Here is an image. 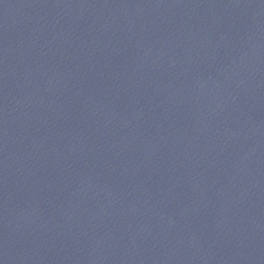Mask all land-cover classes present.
Instances as JSON below:
<instances>
[{"label": "water", "instance_id": "1", "mask_svg": "<svg viewBox=\"0 0 264 264\" xmlns=\"http://www.w3.org/2000/svg\"><path fill=\"white\" fill-rule=\"evenodd\" d=\"M0 264H264V0H0Z\"/></svg>", "mask_w": 264, "mask_h": 264}]
</instances>
